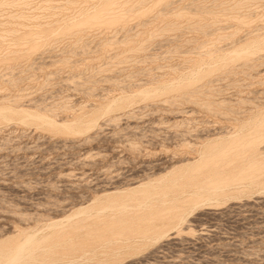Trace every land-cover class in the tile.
Wrapping results in <instances>:
<instances>
[{"label": "rangeland", "instance_id": "rangeland-1", "mask_svg": "<svg viewBox=\"0 0 264 264\" xmlns=\"http://www.w3.org/2000/svg\"><path fill=\"white\" fill-rule=\"evenodd\" d=\"M4 1L7 3H11L12 1L15 2V0ZM21 1L24 3L23 5L29 3V5H27L29 7L26 6L27 10L19 7V10H24V13L28 11L26 15H34L36 13V17L39 13L37 15L39 18L37 23L31 21L25 23L27 29L30 27L33 30L37 29V27L48 25L47 23L50 21V24H58L64 16L65 19L73 17L77 14L75 12L79 13L80 10V13L73 18H81L79 15H81L82 12L85 11L90 14V12L92 10L94 11L99 5V0H89L91 2L89 4L92 5H89L87 0H75L77 1L75 2L76 5L73 6H80L76 8L73 6L71 8L64 6V4H66L64 2L65 0H38L39 2H37V0H28L29 2L27 0H25V2L24 0ZM40 1H50V3L46 4V2H41V4H39ZM137 1L138 0L135 2ZM154 1L155 0L147 1L143 5L145 9L151 5V7H149L151 8L148 15L149 20L147 16L144 18L149 22L144 19L142 20L143 22H141V20L136 17V14H134L133 16L135 17H129L130 19L128 18L124 23L99 25L95 26L96 28H90V30L86 28L84 32L80 33L81 35L62 36L63 39L61 40L59 38L61 36H59L54 39L55 41L52 40V43L50 42L53 47L49 43L45 47L43 46L42 49L38 48L35 52L26 53L24 51L26 49L25 46L17 47L18 49L14 48L12 45H14L13 43H15V40L13 41L10 38H6L3 41V52H0V103L4 99H10V101H12L17 95H20L19 107L25 109L29 108L30 110H35L38 107L52 108L53 106L58 109L59 105L66 103L69 108L67 109L68 111L66 110L63 112L60 109L56 110V116L53 117L58 123H63V121L69 122L81 114L80 112L85 111L82 115L87 117L89 116V112L91 113V110L95 109L96 106L98 108L105 107V102L108 101L107 104H110L113 100L119 99L123 96L122 91L125 92V95L131 94L132 92L137 94L142 88L152 87L154 83L158 84L157 82L159 80V83L161 80L167 82L170 77V81L175 82L181 75L186 74L188 71L192 73V71L197 72L199 69L203 70V68H207L211 63H209L208 60L202 61L203 63L200 62L202 66L200 63L194 64L191 61H186V57L187 59L188 56H194L193 58H195L196 55H198L197 53H199L201 49L196 47L197 43H204V40L205 43L209 41L206 43V47L210 46L213 42L216 44L219 43L218 45L222 47V49L224 47L225 50L223 49L222 52H220V49L217 53L221 56V53L224 51V55H227L228 52L233 54L234 50V52H236L240 46L242 47L244 45H249L250 49H252L251 45L262 42L263 44L261 47L264 46V0H249L250 2L248 1L247 4L246 0H244L245 3L243 0H237L241 6L244 4L242 7H240L236 0H219V3L217 2L218 4H215V0H197V2H195L196 0H171V5L167 8H164L162 5L152 7ZM188 1L195 5H197L198 2V5H201L200 2L203 1L204 3L202 2V6H205L206 2V4L210 3V5H208L212 7L218 5L219 8L217 6L215 8L214 6V10L218 8L217 11L215 10V15L217 14V16L213 14L212 16L208 15L206 18L204 17L206 22L212 23L213 21L215 23L216 20L213 18H217L216 23H213L215 27L209 28L206 34L202 33L203 35H201V33L194 29V31H191L192 28L188 27V25H192L194 21L196 22V20L199 19L198 16L194 14L195 12L187 14L188 16L185 15L184 18H182V20L185 21L182 22L181 19H176L177 22H175L174 19L176 17L174 14L177 12L179 13L183 7L187 8L191 6V4L186 5ZM224 1L228 3L223 4ZM229 1L233 3L231 2L229 4ZM45 4H54V7L51 5V12L47 11L49 8H44L46 7ZM37 5L41 7L38 8L39 10L43 11L45 9L43 13L42 11L36 10L38 7ZM93 5H95L94 8L90 7ZM208 5H206V7ZM7 6L8 7H3L5 10H2V8L0 9L2 12L0 14L2 15L0 16L1 21L7 19L9 10L11 13L18 9V7H13L11 5ZM35 6H37L36 9ZM62 6L64 8H62ZM82 6H85L83 11ZM230 6L234 9L236 6L234 14L231 12L233 9H230ZM9 7L12 8L9 9ZM56 7L58 8L57 10H55ZM220 7H222V9ZM238 7L241 8V11H239L240 14L236 11L239 9ZM23 8H25V6H23ZM72 8L75 10L77 8L81 9L73 11ZM163 8L165 13L160 11L161 9L163 10ZM224 8L225 10H223ZM226 8H228L229 11L226 10ZM88 9H90V11ZM152 9L154 10L152 11ZM166 9L171 10V12L169 11L167 13ZM31 10L33 12L36 10V12L33 13ZM218 10L222 12V15ZM54 11H56V13ZM60 11L62 13H60ZM159 11L161 13L160 16L158 15L159 18L158 16H153L158 14ZM29 12L32 14H29ZM64 12L66 15H64ZM71 13L72 15H70ZM237 14L238 16H236ZM242 14L245 16L246 14L250 15L245 18L247 20L245 25L234 20L236 17L244 16ZM194 15L196 16L194 17ZM171 17L175 25L178 24L177 29L179 30L175 31L174 29V32H172V29L168 32L169 29L166 27L168 26L167 21L170 24L172 20ZM50 18H53L54 21L52 19L50 20ZM162 18L165 22L162 21ZM57 19L58 21H56ZM186 20L189 23L186 22ZM248 20L250 21L248 22ZM143 23L146 25L149 23L151 25L148 24L143 28L141 27V30L140 25L143 26ZM30 24L33 27H31ZM179 24H184V26H187L189 29L185 27L184 30V26H179ZM158 25L160 27H158ZM100 26H103L105 30L103 27L100 28ZM162 26L163 29L160 31L159 29ZM127 27L128 31L130 29L129 32H126ZM154 27H158V30ZM147 28L150 29L148 30L149 32L152 31L151 28L153 29L150 33L151 35L154 33L152 35L153 37L150 34L148 35ZM154 29L156 32H162V34L158 32L159 35H156ZM138 30L139 32H143H140L142 35L138 34ZM165 30L167 31L163 32ZM262 30L263 32H261ZM195 31L200 35L195 33ZM124 33L126 34L124 35ZM207 33L208 36L206 37L205 35H207ZM228 33H235L236 40L234 39L233 42L230 40L231 43L228 42L229 40L222 42L220 40H215V38L221 37V35L226 36L227 34L228 36ZM128 34L130 35L128 36ZM136 34L139 36L134 37ZM80 36L82 40L79 38ZM111 36L112 38L110 41L115 39L114 41L116 42L119 39L116 44L108 41ZM124 36L129 39L130 43L127 39H124ZM130 36H132V38ZM150 36L152 38H148ZM176 36H178L179 39ZM193 37H196V39ZM192 38L196 41L194 42ZM133 39H137L138 42ZM141 39H143L142 43L145 41L144 46L145 44L147 46L139 53L141 54L144 51L141 54L143 56L139 57V55L135 54L133 51V53L129 51L133 55L126 53L127 50H132L130 47H135L137 44L139 45ZM151 39L153 41H151ZM177 39L178 41H176ZM211 39H213V41ZM8 40H11L13 43L10 45L11 41ZM56 40L58 41L56 42ZM100 40L101 42H99ZM105 40L106 43H110L106 45ZM121 40H124L122 41L124 44L121 43ZM125 41L128 43L125 44ZM183 41H186V44L183 43ZM190 41L194 42L196 46ZM74 42H76L77 45L79 44L78 42H80V46L75 50L77 55L74 51L73 53L75 55L72 54V52L71 54L68 52L66 55L64 51L66 48L65 46L68 48L69 45L70 48L73 44L76 45ZM83 42H86V44L88 43L87 47L89 49ZM246 42L249 43L246 44ZM187 43L189 45H187ZM208 43L211 44L208 45ZM179 44L180 46H178ZM231 44H234V46L231 47L233 51L230 48ZM239 44L240 46L238 47L237 45ZM49 46H51V48H49ZM81 46H84V48L90 52L88 51L87 53L86 50V53L83 52L84 54L81 55ZM172 46H174L173 50ZM261 47L258 52L250 54L248 59L234 62L229 66V71H227L228 66L224 67L226 70L220 69L223 71H214L211 74L212 76H206L205 81L203 80L197 83H200L198 87H203L202 89L199 88L203 92H201V95L205 94L204 96H208L207 98L200 95L198 102L203 101L202 103H205V101L209 99L211 101L215 100L214 103L220 101L219 103H222V108H220L218 112L208 111L203 106L202 108V104L200 105V103L195 105L187 101H179L180 103L178 100L176 102L171 101V97L174 98L176 95L175 93H168V96L164 94V96L162 95L160 97L134 102V104L130 103L127 108L126 104L121 107V110H119L120 108H116L113 109L114 111L110 110L111 113L109 111L106 115H99L100 117H97L96 125L83 134H58L50 132V130L47 129H39L34 125H24L15 120L7 122L6 124H0V238L4 239L8 236L15 235L18 231L28 232L26 230H32L38 226L41 230H45V224H49V222L54 223L58 219H64L75 209L90 204L95 197L135 186L138 182L140 183L146 179H151L157 177V175L159 176L161 173H165L177 164L179 165L186 161L196 159L201 148L206 142L209 143L210 139L214 140L221 136L225 137L226 133L230 134V132L234 134V132L237 131H247L250 126L248 127L246 124L250 122V118L252 117L251 119L253 121L264 114V47L262 48L263 51H261ZM19 48H25L24 50L20 49L24 52L18 51V53H15L14 51L16 49L19 50ZM67 48V51H71ZM105 48L108 49L105 50ZM197 48L199 49L198 52ZM102 49L105 50V52ZM119 50L122 51V53L125 51L124 55L129 54L128 56L131 55V57L129 58L126 55L128 60L125 59L123 62H120V64L117 62L118 65H114L117 61L116 57L121 53ZM78 51L80 54H78ZM6 53H8L9 56H5L7 55ZM122 53L120 55H122ZM3 55L7 59H5ZM18 55H20L21 59H19ZM135 56L138 58L135 59ZM261 56H263L262 60L260 59ZM2 57H4L5 60ZM12 57L16 59V62ZM141 57H144L143 60ZM257 57H259V59H257ZM68 58H70V60H68ZM66 60H68L69 63ZM183 60L185 61V68L183 67ZM111 61L113 62L112 64ZM258 61L262 62L258 63ZM206 62L209 63L208 66H206ZM241 62H244V67L242 68L240 67L242 65ZM12 63L14 65H12ZM239 63H241L240 66L238 65ZM245 63H248V66L245 65ZM250 63L251 65L257 64L249 66ZM109 64L111 67L108 66ZM234 64H236V66ZM9 65H12L11 69L7 68ZM176 65H179L181 70L178 67L174 69L173 67ZM186 65H188L189 68ZM181 66L184 70H182ZM197 66L199 69L196 68ZM170 67L173 68L172 70L175 71V73L169 69ZM193 67L198 70H192L195 69ZM96 70L97 73L94 74ZM176 70L179 71L176 73ZM232 70L234 71L232 72ZM74 74L78 75L76 79H70ZM130 76H132V78H130ZM12 77L13 79L16 78L15 80L21 78L19 81L17 80L14 85L12 84L14 87L7 83L8 81L6 80L12 79ZM175 77L176 80H173ZM93 78L95 80L97 79V83ZM3 81H5L4 84ZM90 81L91 83L93 81L96 83L93 84L95 89L91 93L92 95L86 93L87 85H92L89 83ZM114 81H117L115 82L117 84L112 83ZM201 84L204 85L202 86ZM8 85H11V87ZM207 88L209 91L206 92ZM209 92H212L214 95ZM166 96L167 98H165ZM176 97L173 100H176ZM166 99H169L170 102ZM222 101L226 102L231 109L233 108L234 112ZM172 102H174V104ZM223 105H225V108H223ZM257 111L260 114H257ZM255 113L257 116H254L256 115ZM113 118L114 121L112 120ZM238 124L241 125V127ZM244 126L247 130L243 129ZM250 131L251 129L248 132ZM229 134L226 136H229ZM131 144L133 146H131ZM262 146L264 149V145ZM263 149L262 151H264ZM181 191L178 192V197L182 195L185 196L183 190ZM43 225L45 227H42ZM177 229L178 228H172L168 230L167 236L165 237L167 239L164 238L165 240H160L156 244H152L138 254L126 256L111 264H264V190H258L247 196H239L237 199L222 201L217 206H197L196 209L192 210V212L187 215L186 220L179 230ZM97 261L99 262V260ZM97 261L85 260L80 264H102V262L95 263Z\"/></svg>", "mask_w": 264, "mask_h": 264}, {"label": "bare ground", "instance_id": "bare-ground-1", "mask_svg": "<svg viewBox=\"0 0 264 264\" xmlns=\"http://www.w3.org/2000/svg\"><path fill=\"white\" fill-rule=\"evenodd\" d=\"M46 1H43V2L40 1L39 4H41V2L45 3ZM66 1L67 0L64 1L66 3V4H64V6H66L67 8H71L73 5H76L75 2H77L78 0L77 1L68 0L67 2ZM87 1L86 2L88 4L91 3L89 0H87ZM135 1H131V0H99V5L97 6V8L94 11L92 10L93 12L91 11L92 13L90 12V14L84 11L81 13V15H79V16H81V18L74 19L75 15H78L80 13V11H81L80 10L79 13L75 12L77 14H75L73 16L74 18L69 17V18L65 19V16H64V18L62 20H60L59 23L56 22L58 24H54V23L50 24V22H51L50 21L49 23H47L48 25L45 24L46 26H42L39 28L37 27V29H35L36 28L35 27L34 28L35 30H33L30 27L27 29L25 23L28 21L35 22V23L38 22L39 18L37 17V15L39 13L37 12L38 14L35 17V14H36L35 12H36V10H39L38 9L40 7L39 5H37L38 7L35 6V9L37 7L35 12H33L31 10L33 13H35L34 15H26L28 13V11H27V13H24V10H22V9H26V6L29 5V3L27 5L26 4L23 5L24 3H22L21 0H18V2H17V0H15L16 3L13 1H12L13 3L12 2L7 3L4 0H1L0 1V9L2 8V10H5L3 7L4 6L8 7L7 5H11L13 7H18V9L12 11L11 13L9 12L10 11L9 10L7 19L2 20L5 22H2L0 20V52H3L2 51V49H4L3 41L6 38H10L13 41L15 40L14 41L15 43H13L11 40H8V41H11L10 45L12 43L14 44V45H12V47L14 46V48H17L20 46L26 47V49L24 48L25 50L23 48H19V50H17L18 49L17 48L16 49L17 52H16V50L15 51L13 50L15 53H18V51L19 52L25 51L26 53H31L33 51L35 52V50L37 51L38 48L42 49L43 46L45 47L52 40H54L55 38H58L59 36H61V37L62 36L65 37L66 35L78 36L80 33L84 32L86 28H88L90 30V28L95 27V26H99V25H114V24H118V23H124V22H126V20L129 17H132L134 14H136V17H138L141 20V22H143L142 20L144 18H146V16H147V19L149 20L148 15H149V12L151 10V8H149V7H151V5L148 8L146 7V9L143 8V5L147 1H150V0H138L137 2H135ZM218 1L219 0H215L214 1V2H216L215 4H218L219 3ZM248 1L249 0H246V4ZM24 2H25V0H24ZM37 2H39V1L37 0ZM170 2H171V0L170 1L169 0H155L152 7L162 5L164 8H167L171 5ZM195 2H197V0ZM202 2L203 1L200 2L201 5H198L199 2H198V4L196 3L197 5H195L193 3H190V1H188V3H186V5L191 4L190 7H187V6H185L187 8L183 7L185 10L182 8L181 11L182 10H184V11L181 12L179 10L180 11L179 13L177 12V10H176L177 13L174 11L176 14H174L172 12L174 14V16L176 17L174 19L175 22H177L176 19L182 20V18H184L185 15L195 12L194 14H196L199 19L196 20V22L194 21V23H192V25L191 24L188 25V27L192 28L191 31L196 30L197 32L201 33V35H203L202 33L206 34V32L209 30V28H211V27L214 28L215 26H213L214 21H213V23L208 22V21L206 22V19H204V17L206 18V16H208V15L212 16L213 14H214V16H217V14L215 15V10L217 11V9L219 7H218V5H214L215 8H216V6L218 7L217 9L214 10V6L213 7L209 6L210 3H208L209 4L208 5V4H206L207 3L206 2L205 6H202L203 5ZM231 2L229 1V4ZM236 2L238 3L237 0H236ZM47 3H50V1L46 2V4ZM225 3H228V2L224 1L223 4H225ZM244 3H245V1H244ZM96 4H98V3H96ZM51 5L50 4L46 5V7H44V8H46V9L49 8V10H47V11H50V9L52 11V6L54 4L52 6ZM89 5H92V4H89ZM206 5H208V6L206 7ZM220 5H221V3H220ZM23 6H25V8H23ZM78 6H75V7L73 6V7L76 8ZM162 6H160V7H162ZM236 6H235V9H236ZM242 6L240 5V7H242ZM248 6H250V5H248ZM19 7L22 9L19 10L20 9ZM27 7H29V6H27ZM84 7L82 6V11H83ZM90 7L94 8L95 5L90 6ZM222 7H220V8L222 9ZM231 7L232 6H230V9H233V11H231V12H233V14H234V10H235L233 8L234 4H233V7L232 8ZM11 8L9 7V9H11ZM62 8H64V7L62 6ZM164 8H163V10L162 9L160 10V11H163V13H165ZM6 9H8V8H6ZM57 9L58 8L56 7L55 10H57ZM79 9H81V8H79ZM240 9L241 8H239L236 11L239 12V11H241ZM72 10L76 11L73 8H72ZM88 10L90 11V9H88ZM153 10L154 9H152V11ZM223 10H225V8ZM226 10H228V8H226ZM39 11H42V10H39ZM43 11H42V13H43ZM61 11H60V13H62ZM160 11H159V13L157 12L158 14L153 15V16H158V15L160 16L161 15ZM169 11L171 12V10H167L166 12L168 13ZM218 11L220 12V10H218ZM54 12L56 13V11H54ZM65 12H64V15H66ZM223 12H226V11H223ZM1 13L2 12L0 10V14ZM30 13L31 12H29V14ZM72 13L70 15H72ZM220 13L222 15V12H220ZM46 14H47V12H46ZM52 14H53V12H52ZM238 14H240V12ZM238 14L236 16H238ZM48 15H49V12H48ZM196 15H194V17ZM242 15H244V14H242ZM248 15L246 14V16L244 15L245 17L242 16V17H236L235 19L234 18L233 19L235 21L237 20L242 25L243 24L245 25V23L247 21L245 18H247ZM0 16H2V15H0ZM42 16H44V15H42ZM54 16H57V15H54ZM58 16H59V14H58ZM159 16H158V18H159ZM189 16H191V15H189ZM232 16H234V15H232ZM57 17H55V18H57ZM133 17H135V16H133ZM153 18H155V17H153ZM187 18H185V19H187ZM51 19L54 21L53 18H50V20ZM58 19L56 21H58ZM147 19L146 20L144 19V20L149 22ZM155 19H157V18H155ZM164 19H165V17H164ZM171 19H172V17H171ZM193 19H195V18H193ZM213 19L217 20L216 17ZM40 20H42V19H40ZM174 20L172 19L170 21V24L166 20L168 23V26H166L169 29L168 32L171 29L173 30L172 32H174V29H175V31L179 30V29H177L178 24L175 25ZM207 20H208V18H207ZM216 20H215V23H216ZM160 21H161V19H160ZM162 21H163V18H162ZM183 21H185V20H182V22ZM249 21L250 20H248V22ZM163 22H165V21H163ZM186 22H188V21L186 20ZM219 22H220V20H219ZM138 24H141V23H138ZM39 25H37V26H39ZM147 25L146 24H144L143 26L140 25V29H141V27L143 28ZM149 25H151V24H149ZM159 25H158V27H160ZM165 25H166V23H165ZM181 25L179 24V26H181ZM30 26H31V24H30ZM118 26H120V25H118ZM182 26H184V24ZM31 27H33V26H31ZM102 27L100 26V28H102ZM128 27L126 29V32L130 31V29L128 31ZM185 27H186V29H189L187 26H184L183 27L184 30H185ZM123 28H125V27H123ZM154 28H156V27H154ZM157 28H156V30H158ZM164 28H165V26H164ZM103 29H104V27H103ZM161 29H163V26L159 30L161 31ZM122 30H124V29H122ZM139 30H138V32H139ZM148 30H150V29L147 28V31ZM151 30L153 31L152 28H151ZM156 30H155V34L157 35L159 31L156 32ZM237 30H239V29H237ZM237 30H235V31H237ZM166 31L167 30H165L163 32H166ZM196 31H195V33H197ZM140 32L143 33L142 31H140ZM140 32L138 34L142 35ZM151 32L148 31V35ZM231 32H233V31H231ZM261 32H263V30ZM159 33L162 34V32H159ZM235 33H238V32H235ZM235 33H231V34L228 33L229 34L228 36H227V34H226V36L225 35L224 36L221 35V37L217 36L218 38H215V40H218V41L220 40L221 42L229 40L228 42L231 43V41L233 42L235 39V35H236ZM125 34L126 33H124V35ZM144 34H145V32H144ZM129 35L130 34H128V36ZM198 35H200V34H198ZM260 35H262V34H260ZM263 35H264V32H263ZM132 36H130V37L132 38ZM137 36H139V35H137V34H136V36L134 35V37H137ZM151 36L148 38L153 37V36L152 37ZM178 36H176V37L179 39L180 36L179 37ZM205 36L207 37L208 33ZM61 37H59L60 40L63 39V37L62 38ZM130 37H128V38H130ZM196 37H193V38L196 39ZM250 37H248V38H250ZM257 37H261V36H257ZM79 38L81 39V36ZM104 38H102V39H104ZM111 38H112V36L109 37L108 41H110ZM193 38H192V40H193ZM248 38H246V39H248ZM262 38H260V39H262ZM121 39H123V38H121ZM124 39L126 40L127 37L124 36ZM137 39L136 40L133 39V40L138 42ZM143 39H141V42H139L140 43L139 45L137 44L135 47H133V46L130 47L132 50H127L126 53H130L129 51H131V52L133 51L135 54H138L139 57L143 56L141 54L144 51L141 54H139L143 49H145L144 47H147L146 44L144 46L145 41H143V43H142ZM178 39L176 41H178ZM213 39H211V40L213 41ZM260 39H259V41H260ZM81 40H80V42H81ZM114 40L110 41V42L116 44V42H118L119 39L116 42ZM127 40L129 41V39H127ZM148 40H150V39H148ZM203 40H201V41H203ZM57 41L58 40H56V42ZM74 41H76V40H74ZM122 41H124V40H121V43H123ZM151 41H153V40L151 39ZM212 41H211V43H212ZM80 42H78V43L80 44ZM86 42H83V43L87 47L88 43L86 44ZM99 42H101V40ZM110 42H107V43H110ZM147 42H149V41H147ZM185 42L186 41H183V43H185ZM187 42H188V40H187ZM190 42H192V41H190ZM194 42H192V43H194ZM197 42H199V41H197ZM207 42H209V41H207ZM215 42H217V41H215ZM74 43H76V42H74ZM105 43H106V40H105ZM107 43H106V45H107ZM121 43H120V45H121ZM127 43L128 42H126L125 44H127ZM129 43H130V41H129ZM202 43H197V46L194 43V45L196 47H198L199 49H201V51L199 53H197L199 50L197 48L196 53L198 55L195 54L196 55L195 58H193L194 56H191L192 58L190 56H188V59L186 57V61H191L195 64V63H200L204 60H208V62L209 63L211 62V63L209 64L206 62L207 63L206 66H208V64H209V66L205 69L202 67L203 70L202 69L200 70L198 68V66H199L198 65L196 68H198L199 71H197L198 69L193 67L195 69H192V70H196L197 72L192 71V73H189V71H188L184 75L180 74L181 76L175 82L170 81V77H169L167 82H165V80L164 81L161 80V82L159 83V81H160L159 80L160 78H159L158 79L159 81L157 82L158 84L152 82V83H154V86L142 88V90L141 91L139 90V93H137V94L132 92L134 94L131 93V94L125 95L124 94L125 92L122 91V93H123L122 97H120L117 100H113L110 104H107L108 101L105 102V104H106L105 107H99L98 108L95 105L97 107V109L95 107V109L91 110V113L89 112V116L85 117L84 115H82V113H84L85 111L80 112L81 114H79L72 121L67 120L69 122L63 121V123H58L56 121V119H54L53 116H56V114H55L56 110L60 109L64 112L67 109H69L68 106L66 105V103H62L61 105H59L58 109H56V107L53 106L52 108L38 107L35 110H33V109L30 110L29 108L25 109V108L19 107L20 95L19 96L17 95V97L13 98V100L11 99L12 101H10V99L9 100L8 99H6V100L2 99L3 101H1V103H0V124H6L7 122L15 120V121H19V122L23 123L24 125L25 124L34 125L39 129H42V128L44 130L47 129V130H50V132H54V133H58V134H64V135H72V134H78V133L83 134L96 125L97 117L99 115H103V114L106 115V113H108L110 110H113L116 108L117 109L120 108L119 110H121L122 109L121 107L126 105V104H127V106H126V108H127V107H129L130 103L134 104V102L148 100L150 98L160 97L162 95L164 96V94L167 95L168 93H175V95L177 96V97L175 96L177 98L176 100H173L175 97L174 98L171 97L172 98L171 101H175V102L177 100H178V102L179 101H185V102L187 101V102H192L195 105H198L200 103V105L202 104L201 107L203 106L206 110L211 111V112L212 111L218 112V110L220 108H222V103H219L220 101L219 102L216 101L215 103H217V104H215L214 103L215 100L212 99L213 101H211L209 99V100L205 101V103H202L203 102L202 100L206 99V98H204L201 100L202 102H198L202 91L199 89L201 87L200 86L198 87V85L200 83L199 84H197V83L201 82L203 80L205 81L206 76L211 75L214 71L217 72L220 69H224V67L228 66L227 71H229V66H231L234 62L244 61V60L248 59L250 54H252L253 52H258L260 50L259 48L261 47V45L263 43L259 42V43H256L254 45H251L252 44L251 43L250 45L252 46V49H250L249 45H244L241 47L239 44L237 46L238 47L240 46L241 48L240 47L238 49L236 48L237 49L236 52H234L235 50L233 51V49L231 48L232 46H234V44H231L230 48L233 51V54L228 52L230 50L229 49L227 51L229 54L227 53V55H224L225 54V51H224L223 53H221L222 56L217 54L220 51V49H221L220 52H222V50L224 49V47H223V49H222V47H219V45H218L219 43L218 44H216L214 42L212 44L208 43V45L209 44H211V45L207 46V47L205 46L206 45L205 40H204L205 44L203 43L204 44L203 45ZM247 43H249V42H246V44ZM79 44L78 45H77V43H76V45L73 44L74 46L72 45L70 48H69V45L66 44V45H68V48L71 50V51H67L66 50L67 46H65L66 48L64 47L65 48L64 51H65L66 55L68 54V52L70 54H71V52H72V54H74L73 51L75 52L76 48L78 46H80ZM115 44H112V45H115ZM117 44H119V43H117ZM185 44H183V45L186 46ZM235 44H236V41H235ZM176 45H175V47H176ZM187 45H189V44L187 43ZM98 46H100V45H98ZM178 46H180V44ZM52 47H53V45H52ZM101 47H102V45H101ZM127 47H129V46H127ZM172 47H173L172 48V50H173L174 46H172ZM186 47H188V46H186ZM263 47H261V51H263L262 50ZM49 48H51V46H49ZM80 48L82 49V50L79 49L80 51H82V52H80L81 55L86 53L87 49L84 48V46L83 47L81 46ZM98 48H100V47H98ZM191 48H193V47H191ZM20 49H23L24 51L20 50ZM106 49H108V48H105V50ZM105 50H103V51L105 52ZM176 50H178V49H176ZM176 50H174V51H176ZM195 50H196V48H195ZM88 51L89 50H87V53H88ZM174 51H172V52H174ZM261 51H260V53H261ZM120 52L122 53V51H120ZM124 52L125 51H123L122 55H120L121 54L120 53L116 57L117 61L114 63V65L115 64L118 65V63L120 64V62H123L125 59L128 60V57L130 58L131 55H133L131 53H130L131 54L130 56H128L129 54H126L128 56L126 58V55H124ZM8 53H6L7 55H5V56H9L10 53L9 54ZM80 53L78 51V54H80ZM114 53H113V56L115 55ZM75 54H76V52H75ZM29 55H31V54H29ZM28 56H27V58H28ZM4 57H2V58L4 59ZM18 57H19V59H21L20 55H18ZM23 57H25V56H23ZM262 57L263 56H261V58H260L261 60H262ZM12 58H14V57H12ZM12 58H9V59H12ZM70 58H68V60H70ZM134 58L136 59L138 57L135 56ZM143 58L144 57H141L142 60H143ZM5 59H7V58L5 57ZM62 59H63V57H62ZM64 59H65V57H64ZM139 59H137V60H139ZM154 59L156 60L155 57H154ZM257 59H259V57H257ZM68 60H66V61H68ZM184 60H185V58H184ZM184 60H183V62H184L183 67L185 68V66H184L185 61ZM253 60H254V58H253ZM253 60H250V61H253ZM61 61H64V60H61ZM112 61H113V58H112ZM112 61H111V64L113 63ZM15 62H16V59H15ZM259 62H262V61H258V63ZM65 63H67V62H65ZM68 63H69V61H68ZM241 63L243 66L242 65L240 66ZM241 63H239L238 65L242 68V67H244V64H243L244 62H241ZM188 64H190V63H188ZM247 64L245 63V65H247ZM256 64H254V65H256ZM12 65H14V64L12 63ZM12 65H9L7 68L11 69ZM200 65H201V63H200ZM234 65L236 66V64H234ZM254 65H251V63H250L249 66H254ZM2 66H4V65H2ZM108 66L111 67L110 64ZM186 66H188V65H186ZM177 67L180 69L179 65L178 66L176 65L173 68L176 69ZM204 67H205V65H204ZM173 68L170 67L169 69L172 70ZM181 68H182V66H181ZM184 68H182V70H184ZM188 68H189V66H188ZM232 69H234V68H232ZM108 70H111V69H108ZM188 70H190V69H188ZM224 70H226V69H224ZM178 71L176 70V73ZM220 71H223V70H220ZM230 71H231V69H230ZM233 71L234 70H232V72ZM173 72L175 73V71H173ZM96 73H97V70L94 74H96ZM148 73H150V72H148ZM181 73H183V72H181ZM148 75H150V74H148ZM76 76H78V75L74 74V76H71L72 78H70V77L69 78L70 79H74V78L76 79ZM130 78H132V76H130ZM133 78H134V76H133ZM148 78H150V77H148ZM15 79H13V77H12V79L10 78V79H6V80L8 81L7 83L14 85V83H16L17 80L19 81V79H21V78H19L17 80H15ZM93 80L95 82L97 81V79L95 80L94 78H93ZM173 80H176V77ZM94 81L92 83L90 81L89 83H91L92 85L89 84V86L87 85V87H86V93L88 95H92L91 93L95 89L94 88L95 86L93 84H96L97 82L95 83ZM150 81H151V79H150ZM4 82L5 81H3V84H4ZM80 82H81V80H80ZM115 82H117V81H114L112 83H115ZM115 84H117V83H115ZM204 84H201V85L203 86ZM11 85H8V86L11 87ZM126 85H127V83H126ZM121 86H122V84H121ZM212 90H214V89H212ZM207 91H209L208 88H207L206 92ZM213 92H215V91H213ZM209 93L211 94L212 92H209ZM167 96L165 98H167ZM204 97L208 98L207 95ZM209 97H211V96H209ZM169 102H170V100H169ZM172 103L174 104V102H172ZM223 103H225V105L227 104L226 102H223ZM225 105H223V108H225L224 107ZM228 107H229V105H228ZM79 110H81V109H79ZM230 110L232 111L233 108L232 109L230 108ZM233 112H234V110H233ZM110 113H111V111H110ZM130 114H132V113H130ZM257 114H260V113L258 112ZM257 114L254 116H257ZM251 118H250V122H248L246 124V126H248V127L250 126V128L248 130L245 129V126L243 128L247 131H245V132L244 131L243 132L237 131V132H234V134H233V132H232V134L230 132L231 135L229 133H226V135L229 134V136L225 135V137L221 136L220 138L218 137L217 139H214V140L210 139V142L207 140L209 143L206 142L205 145L203 144L204 146L201 148V150L199 149L200 150V152L198 153L199 155L197 156L196 159H192V161H190L188 159L189 161H186V162L181 163L179 165L177 164L176 166L171 167L165 173H161V174H159V176L157 175V177H154L151 179H146L145 181L140 182V183L138 182V184L135 186L127 187L123 190L120 189L121 191L107 193V194H104L103 196L95 197L93 199V201L90 202V204H88L85 207H80V208L75 209L69 215H67L64 219H60V220L58 219L54 223L49 222V224L47 223L48 225L45 224L46 225L45 230H41V228L38 226L36 228H39L40 230L33 228L34 229V230L32 229L33 231L31 229L26 230L28 232L18 231V233L15 235L8 236L4 239L0 238V264H80L81 262H83L85 260H96V261L99 260V262L100 263L102 262V264L103 263L104 264H111V263H114V262L118 261L119 259L124 258L126 256L138 254L139 252H141L145 248L151 246L152 244H156L160 240L167 239L165 237L167 236L168 230H170L172 228H175V229L178 228L177 230H179L181 225L186 220L187 215L190 212H192V210L196 209L197 206H217L222 201L237 199L239 196H247V195L252 194L253 192H257L258 190H264V151H262V149H263L262 145H264V114L262 116L256 118V119H254L253 121ZM112 120L114 121V118ZM239 126L241 127V125H239ZM239 126H238V129H239ZM243 129H240V130H243ZM250 129H251V131L248 132ZM131 146H133V145L131 144ZM134 149H135V146H134ZM197 149H198V147H197ZM184 189H186V190H184ZM181 190H183V193L185 194V196L182 195L181 197H178L177 194ZM184 191H186V192H184ZM181 193H182V191H181ZM42 227H45V226L43 225ZM99 262L97 261L95 263H99Z\"/></svg>", "mask_w": 264, "mask_h": 264}]
</instances>
